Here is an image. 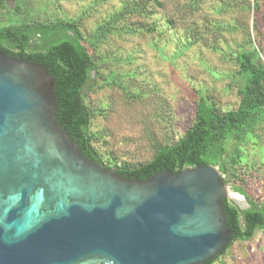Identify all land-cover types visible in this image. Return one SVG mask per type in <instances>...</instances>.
I'll return each mask as SVG.
<instances>
[{"label":"water","instance_id":"1","mask_svg":"<svg viewBox=\"0 0 264 264\" xmlns=\"http://www.w3.org/2000/svg\"><path fill=\"white\" fill-rule=\"evenodd\" d=\"M53 78L0 50V264H205L230 240L217 165L145 180L84 157Z\"/></svg>","mask_w":264,"mask_h":264},{"label":"rangeland","instance_id":"2","mask_svg":"<svg viewBox=\"0 0 264 264\" xmlns=\"http://www.w3.org/2000/svg\"><path fill=\"white\" fill-rule=\"evenodd\" d=\"M2 0L0 26L22 21L74 20L87 36L123 0ZM147 16L120 25L132 33L109 34L97 46L99 75L83 88L92 116L93 147L104 165L137 167L148 162L156 144L174 142L191 123L192 99L202 94L220 111L236 107L237 65L230 53L239 49L246 31L253 34L248 6L253 0H160ZM153 24L155 30L146 29ZM231 26L221 30L218 26ZM264 65V57L261 58ZM108 77V79H105ZM115 79V83L112 82ZM240 155L245 192L256 201L264 183V124L256 135L226 143V154ZM242 199L247 198L231 189ZM230 200V199H229ZM212 264H264V231L236 240Z\"/></svg>","mask_w":264,"mask_h":264},{"label":"trees","instance_id":"3","mask_svg":"<svg viewBox=\"0 0 264 264\" xmlns=\"http://www.w3.org/2000/svg\"><path fill=\"white\" fill-rule=\"evenodd\" d=\"M98 2L94 0L89 7ZM161 6L160 0H123L119 8L87 36L80 32L74 20L67 19L31 20L0 26L1 51L11 57L42 64L53 78L57 123L84 157L103 164L92 144L96 135L89 130L95 112L87 108L83 98V88L90 81L91 73L99 75L102 58L96 52L98 44L112 33H132L120 24L131 17L147 16L151 7ZM248 9L252 14L253 34L247 30L239 49L230 53L231 60L237 65V71L230 76L239 98L236 107L220 111L200 94L192 99L193 118L181 137L171 143L156 144L151 159L142 165L113 167L124 178L145 180L166 169L176 172L186 166L217 165L220 173L226 176L220 178L222 183L230 184L231 189L244 195L250 205L239 209L229 198L222 199L226 224L232 230L224 252L234 241H247L257 230L264 231V183L258 199H249L244 188L246 174L240 155L226 154L229 139L239 142L252 137L264 124V65L261 62L264 57V0H253ZM218 27L233 30L231 26ZM146 30L153 32L155 26L151 24ZM112 82L115 83L114 78ZM218 258L217 255L205 264H212Z\"/></svg>","mask_w":264,"mask_h":264},{"label":"bare ground","instance_id":"4","mask_svg":"<svg viewBox=\"0 0 264 264\" xmlns=\"http://www.w3.org/2000/svg\"><path fill=\"white\" fill-rule=\"evenodd\" d=\"M229 195L231 196V198L237 203L239 204L240 206L242 205V199L241 197L236 194V193H233V192H229Z\"/></svg>","mask_w":264,"mask_h":264},{"label":"built area","instance_id":"5","mask_svg":"<svg viewBox=\"0 0 264 264\" xmlns=\"http://www.w3.org/2000/svg\"><path fill=\"white\" fill-rule=\"evenodd\" d=\"M221 179H224V178H226V176H225V174H222V173H220V176H219Z\"/></svg>","mask_w":264,"mask_h":264}]
</instances>
